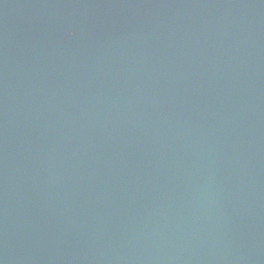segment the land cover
<instances>
[{"label": "water", "instance_id": "1", "mask_svg": "<svg viewBox=\"0 0 264 264\" xmlns=\"http://www.w3.org/2000/svg\"><path fill=\"white\" fill-rule=\"evenodd\" d=\"M0 264H264V0H0Z\"/></svg>", "mask_w": 264, "mask_h": 264}]
</instances>
